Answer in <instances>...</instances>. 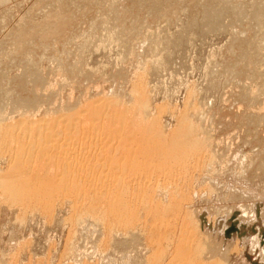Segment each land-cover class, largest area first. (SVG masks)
<instances>
[{
  "label": "bare ground",
  "instance_id": "bare-ground-1",
  "mask_svg": "<svg viewBox=\"0 0 264 264\" xmlns=\"http://www.w3.org/2000/svg\"><path fill=\"white\" fill-rule=\"evenodd\" d=\"M45 1H49L50 5H48V8H50L51 4L56 5V7L51 6L53 10L51 8L52 11L49 14L53 19L56 16L62 17L61 21L63 23L60 21V17H58L59 19L55 18L61 23L60 27L58 25V32L54 30L56 26L54 23L57 22H55L56 20L53 21L51 17L50 19L54 22L53 24L51 23V25H54V29L51 32L54 30L55 34L49 31L48 33L46 30H44L46 33L43 31L44 34L39 32L38 29L40 27V30H43L40 24L42 22L37 24V20V23H35L32 18L34 16H30L31 20H28L29 15L38 16L41 13L43 5L41 4V7L38 3L41 7L38 9L40 12L35 10V13L34 10H30L33 13L29 12L30 14L26 15L27 19L24 16L25 22L21 20L24 23L29 21V23L21 25L23 23L21 22L19 24L23 29L27 27L26 30L30 32L34 30L33 34L28 32L29 35L27 33L25 35V32L23 33L19 26L16 31V27H11V29L14 28V31L10 32L11 34L7 31L11 35V39L5 33L6 38H8H3L4 42L0 40L2 43H6L4 47H0V166H2L0 168V211L2 209L4 212L20 211L17 219L22 223L28 221L27 217L29 215L38 214L46 224L50 225L58 221V219L56 220L57 213L62 208H66L65 206H69L72 213L68 221L70 220L69 223L72 229L80 225L85 231L84 233H86L89 230L88 226H92V229L94 228L93 230H95V233H93L96 235L95 238L94 236L92 238V240L95 239L93 244L99 250L105 252L112 245L117 248L116 250L121 247L127 249L130 244L132 246V244L137 243L140 246L146 241L149 249L152 248L153 253L148 250V254H151L150 257L146 253L149 259H145L148 261L137 258L143 260L142 263L138 264L162 263L168 255L167 251L162 248L164 243H167V249H172L169 253L170 260L168 259L169 262L167 264H231V252H238L241 245L249 246L250 244L251 249H256L264 244L263 239L262 242V240L258 241L260 240L259 237L257 240L256 237H251L253 235L250 236V234H253V230L249 224L252 223L250 222L251 220L256 221L258 218L256 215L261 212H259L260 205L255 207L252 204L250 206L247 205L248 203L246 205L242 203L239 206V203L238 205H230L232 208H229V206L224 208V205H222V208L213 207L206 208V210L192 207L194 200L200 199V196L203 197V193L207 194L208 197L218 195V187L220 186L216 184L217 181L213 178V174H216L217 171L219 172L216 168L219 165L222 164L224 167L225 163L223 161L228 163L231 159H229L230 156L228 157L229 160L227 159L228 155L226 156L222 149L220 151L223 153L217 149L219 144L214 139L213 131L210 129L211 125H208L207 121L209 120L208 117H212V114L208 116L209 108L207 105L201 106L199 104V100H197L198 92L195 86L188 87L186 90L187 95L182 110L172 109L169 106L173 110L171 112L174 113L171 116L175 119L172 120L173 123H165V125L162 119L163 114L167 111V104V106L157 104L155 108L151 107L152 101L150 100L149 91L150 70L153 72L152 66L160 69L166 64V60L164 61L166 56L163 55L158 43L163 37L157 41L156 35L149 31V34L145 36V40L143 39L146 42L142 40L145 47H147L145 49L140 48L139 51L136 48L137 53H132L137 55L139 59L133 55L136 59L132 58V56L131 58L134 61L132 59L129 60L128 65L131 66V61H133L135 68L132 70L130 68L129 71L119 74L118 77L114 75L117 80H114L115 78L112 76L114 79H112L111 84L114 85L113 81L117 82L119 79L121 84H119V81L118 84L120 86L115 88L108 83L107 86L111 85L109 87L112 90L111 92L104 89H102L103 91L101 89L98 90L99 86L97 87L94 84V87L92 83H95V79L98 78H94L96 76L94 74L99 70L97 68V70L93 71L89 69V64H87V61H89L87 60L88 56L85 55L86 50L100 51L105 50L109 45H114L116 42L115 37L122 34L121 30L123 29L121 28L127 25L125 17L129 14L130 9H122L123 12L117 9L120 13L117 12L119 13L117 16L115 12L116 17H118L116 19L120 23L118 22L115 25L112 20L111 22L107 19V13H114L116 10L115 7L117 5L115 4L117 3L115 2L114 6L111 5L113 0L109 1L110 3L107 2L110 5H106L109 8L106 7L108 10L106 9L105 13L102 10L99 12L101 6L100 8H94L96 1L93 2L94 5L90 0H88L89 2L87 0H74L75 2L73 0ZM263 1L221 0V6H217L218 9H216V4L211 6V0H147L151 7L157 11L158 17L160 16V19H165L166 17L167 20L169 18L170 21H168L170 23H176L180 19V14L188 11L196 15L198 12V14L205 17H203L204 19L207 18L208 20V18L213 19L211 17H214V19L216 17L220 18L225 12L229 11L231 13L234 10L239 11L238 17L235 15L236 18H234L232 12L228 16H232L234 19L232 20V17L230 19L227 16L229 19L227 23L229 21L235 22V19L240 22V19L245 21L243 14L250 12L248 8L251 7V13L249 14L255 18L254 20L258 22V25H256L257 22L255 21V25L257 27L260 26V28L256 29L258 33H251L252 35L248 33L250 38L248 36H246L247 39L242 38L243 35H248L247 32L252 30L250 28H253L250 27L249 21L252 17L246 13L250 17L249 20L246 18L250 24L249 28H246L248 31L242 26L243 29L241 31L238 30L236 35L231 36L227 50L233 54L232 59H237L232 63L227 61L226 65L223 63L225 66H221L223 68L220 70L231 78H229V81L240 79L243 76H245L244 80H246L247 74V77L250 78L251 71V76L253 77H258V74H261L259 73L261 71L258 70L257 73H254L256 75H253V72L257 70L255 68L258 67L255 61L257 63L261 61L256 60L258 50L253 55L255 52L253 53L252 48H257V41H260L262 37L264 38V20H260L264 19V14L261 12L264 11V8H261ZM138 2L143 5L145 0L143 2L138 0ZM145 3L143 6H145ZM3 4L6 3L3 1ZM139 4L137 3V6ZM98 5L101 4L98 3ZM33 7L30 8L32 9ZM45 7L43 8L45 9ZM198 7H202V10L198 9ZM48 8L45 10L49 12L50 9L48 10ZM46 11L44 12L46 13ZM10 12L8 13L11 14L12 12ZM26 12L25 14H27ZM44 12L42 15L46 16ZM240 12L243 14L241 13L239 17ZM0 13L2 14V12ZM260 13L263 15L261 16ZM64 14L65 17L63 18L62 15ZM157 15L155 16L157 17ZM1 16L5 18L7 15L4 16L2 14ZM48 18L45 20L47 21ZM219 18L214 21L209 19L210 21L206 22L207 24L204 22V24L209 25L208 23H210L212 25L210 27H214V29L215 27L216 29L228 27L227 23H225L227 24L225 27H223L225 24H221L223 23L221 21H226L227 18L224 19V16L223 20L222 18L219 20ZM5 19H0V29L4 27V22H7ZM40 20L42 19L40 18ZM51 20L50 22H52ZM123 22H125V25L121 24ZM112 23L117 28L116 30L114 29L115 32L112 31L113 29L111 30V27L113 28ZM43 24L45 25L44 22ZM239 24L237 22V25ZM118 25L120 28H118ZM67 26L72 28H69L72 30L70 33L66 30ZM237 27L234 24V28L237 29ZM45 28L49 27L45 26ZM119 29L121 30L119 31ZM207 29L209 30V28ZM21 34L24 35L22 36ZM159 34L162 35V31ZM159 34L157 33V35ZM259 34L261 38L257 36ZM263 38L261 39L262 43L264 41ZM4 39L11 41L7 43ZM150 40L152 41L151 45L148 43ZM261 41L260 44H262ZM130 50L128 49V51ZM234 54L238 56L233 58ZM247 61L249 65L246 63ZM243 62L247 64L249 69L251 67L250 73L244 71L246 69L249 70L248 67L243 70L246 67ZM156 68L154 69L157 70ZM166 68L164 67V70ZM263 78L264 74L261 80ZM256 80L252 82L255 83L254 81ZM74 82L76 84L74 85L83 91V95L81 96L80 94V99L78 98V100L75 95V98L72 95L75 87L71 89L73 86L71 83ZM257 82L259 81L257 80ZM262 82L260 81L259 84L262 85ZM246 83L247 80L242 87L239 86L243 90L239 91L241 92L239 94L242 95L239 98H242L243 100H241L244 102L246 100L245 103L249 101L251 104L260 100L261 98L259 99L255 94L254 97L250 98L249 93L246 91L250 92L249 89H252L253 86L246 90V85L249 87V84ZM256 84L258 85V83ZM60 87L67 91L69 89V93H72V96L69 93L68 95L76 101L73 99V101L71 99L69 101L68 99L66 100L67 103L61 102L63 100L59 102L56 95H59V93L63 94L59 90ZM66 87L69 88L67 89ZM255 87L257 89L258 86ZM92 91L93 93H91ZM57 92L59 93L56 94ZM253 93L255 92H252L251 96H253ZM257 94H259V91ZM57 101L58 104L56 103ZM51 103L55 106L49 108ZM260 114L255 113L254 115L253 113V115H248V118L253 121L262 119L263 116ZM234 157L236 156L234 155ZM242 159L247 160L249 158ZM243 160L241 162H244ZM252 161L248 162V164L252 163ZM246 164L244 163L242 167L244 169L239 166V169L242 170V175L244 172L247 173L248 166L249 168L251 166ZM196 185L200 187L199 190L197 189L198 191L196 190ZM235 193L236 198L233 195L230 201L240 199L243 195V193L240 195V192L237 191ZM246 195L249 196L248 194ZM244 197L242 198L244 199ZM234 206L236 208L240 207L237 212H239L242 219H239L240 216L236 217L238 213H234L236 211ZM259 215L262 216L261 213ZM57 224L60 225V221ZM22 225L26 226L25 223ZM251 225L254 224L252 223ZM255 229L257 232L258 229L256 227ZM69 230L71 229L69 228ZM91 231L88 233H91ZM230 231H232L231 234L229 233ZM73 233L76 234V231ZM84 233H81L82 236H84ZM258 233L260 234V232ZM263 235L264 233L261 236ZM117 236H119L118 239L124 238L125 242L124 240H116ZM69 237H71V233ZM84 237L81 244L84 242ZM86 238L88 239V237ZM227 238L235 240L233 247L229 245V247H232V249L230 248L231 250L228 248V244L226 249L224 248ZM67 239L69 240L60 256L59 264H66L65 260H68L67 262L69 263L67 264H70V262L71 264H87L86 260L84 262L80 261L79 255V261L76 260V255L80 254L81 244L79 245L80 248H73L71 247L72 240L70 238ZM142 240L144 242L140 243ZM10 241L15 243V247L10 249V251L8 250V253H6L7 251L0 252V264H20L22 255L29 250L27 241L21 240L15 234L11 236ZM78 244L76 245L78 246ZM114 247L111 248L112 251ZM153 249L156 250L154 251ZM89 250H91L90 246ZM99 252L102 253L101 251ZM140 252L141 250H139ZM254 253L253 255H255ZM52 254L49 253L48 257L52 258ZM262 254L264 257V251ZM87 255L90 254L88 253ZM263 257L262 259H264ZM31 258L33 259V257ZM132 262L135 264L134 261Z\"/></svg>",
  "mask_w": 264,
  "mask_h": 264
},
{
  "label": "rangeland",
  "instance_id": "rangeland-1",
  "mask_svg": "<svg viewBox=\"0 0 264 264\" xmlns=\"http://www.w3.org/2000/svg\"><path fill=\"white\" fill-rule=\"evenodd\" d=\"M3 1L6 4H3ZM41 1L42 0H40V1L39 0H6V1L0 0V12H2V14L4 16L7 15L6 17H8V18L5 17L7 19L6 20L5 18H3L1 16L2 14L0 13V19L1 20L5 19V21L8 22V23L6 22L7 24L4 22V24H3L4 27H1V29H0V40L2 42H4L3 38H6L5 33L11 39V35H9V34H11L10 32L14 31V28L11 29V27H16V29H15V31H16L18 26H19V28L23 30V33L25 32L24 33L25 35H26V33H27V35H29L28 32L30 34L31 33L33 34L34 30L30 32L29 30H26L27 27H24V29L26 31L23 29V27L21 28V25L29 23V21L31 20L30 16H34L32 18L35 20L34 21L35 23L38 22L37 24H39L40 22H42L40 24H41L43 30H40L41 29V27H40L38 29L39 32L43 33L44 30H46V32L49 31L50 33H52L54 30L56 32H58L59 31L58 28L61 25L60 21L62 20L61 19L62 17L58 16V17H60V21H58V20H56L58 18L56 15H55L56 19L55 18L53 19L49 15L50 12L53 10V8L51 6L56 7V5L51 4V6H49L50 8H48V5H50L49 1L46 2L44 0V1H42V3H40ZM94 1H96L95 5L93 3ZM109 1L111 2L112 0H108V1L107 0H90V2L93 3L94 8H100V6H101V9H99V12H100V10H102V11H104V13L107 9L106 7H108L110 5ZM124 1L123 0H115V1L113 0L111 2V5H113V6H114L115 2L117 3V4H115V5H117L115 7L116 10L118 9L119 11L123 12V10L126 8H127V10L130 9L129 14L127 15V17H125L126 18L125 22L127 23V25L125 27L123 26V28H121L123 30L119 29V31L121 30L123 33L121 32L122 34H119V35H117V37H115L117 43L115 42L116 44L114 43V45L113 44L109 45L105 50L104 49L100 50V51H95L92 49L91 50L89 49L90 51L86 50L85 55L88 56L87 60H89V61H87V64H89V66H88L89 69H92V71H93L97 68L99 70L97 72L94 71L96 73V74H94V76L95 75L96 76L95 77L93 76V77L94 78L98 77V78L95 79L97 82L95 81V83H92L93 86L94 87H95V85L97 87L99 86L98 87L99 89L97 88L98 90H100V89L101 90L104 89L105 91L110 90L109 87L112 85L111 84L112 79H114L116 77V75L118 77L119 74H121V73L123 74V72L126 73L127 70L128 71L130 70V68H131V70L135 68L133 61H134V59H136L135 57H137V55L132 54V53H137V51H139L140 48L145 49L147 47V46L145 47V45L143 43L146 42V41H144L145 36L147 34H149V31H150V33L153 32V34L156 35L155 38L156 37L158 38L157 41H159L160 38L163 37L158 43L160 45L161 50L163 51L162 52L163 55H165L168 59L163 56L164 61L166 60L165 66H163V68L160 67V69L159 68L157 69L156 66H154V67L152 66V70L154 73L150 70L151 76L149 75V91H150V96H151L150 100L152 101L151 107L155 108V106L157 104H164V105L167 104L168 107L171 106L172 109L177 108L180 111L184 108V102H185V98L187 95L186 90L188 89V87L191 88L192 86L193 87L195 86V88L198 92L197 100H199V104L201 106L207 105V107L209 108V110L207 109L208 110L207 113L209 114L208 116H210L212 114V117L211 116L208 117L209 120H207V121L209 123L208 125H211L210 129H212V131H213L212 134L214 136V139L219 144V148L217 147V149L219 152H222V151L225 152L224 154H226V156L228 155L227 159L229 156H230L229 159H231L230 162H228L230 164L223 161L225 163L224 164L225 168L221 164L222 169L220 170L221 165H219L218 167H216L217 170H219V172L217 171L216 174H213L214 175L213 178L217 181L216 184L218 186H220V187H218L219 188L218 189L219 190L218 195H214L213 197H208L207 194L203 193L204 194L203 197L200 196V199L194 200V203H192V207L194 209H201L202 208L201 210H203V209L206 210V208L207 209L213 208V207H215V208L219 207L220 208L222 205H224V208L225 207L228 208V206H229V208H232L233 205H236V204L238 205L239 203H240L239 206H241L242 203L244 205H246V203H248L247 205H250V206L252 204V206H255V207H258L257 205H260L259 207L261 210L259 209V212L261 211L260 213L262 214L263 217L261 215H259L260 213L259 214L257 213L256 216H258V218L256 219V221H252V220L250 221L254 224V225H251L252 223L249 224V226L253 230V234H250V236L253 235L251 237L252 238L256 237L257 240L260 238V240H258V241H261L262 239L264 240V238H261V237H264V235L261 236L264 233V122H263L264 121V108H263L264 107V100H263L264 99V82H262L264 80V78H263V80H261V78L263 77V74H264V73L262 74V72H264V41H263V43L261 41V39L263 37L261 38L260 34L257 35V36H260L261 39L259 37L258 38L260 39L262 44H260V41H257V39H256V41L258 42V43L256 42L257 48L256 47L252 48L253 53L255 52L254 54L252 53L253 55H255L258 52V54H256V56H257L256 60L261 61V62L258 61V63H257L254 60L256 66L258 65V67L255 66L256 67L255 70L256 69L257 70L255 72H253V75L255 76L256 74H254V73H257L258 70L261 71V72H259L261 74H258V77L255 76L256 78L251 76V74H252V71L250 70L251 67L249 69V67L246 64V63H248V65H249V62L248 61L246 63L243 62L246 64L245 65L246 67H244L243 70L248 67L249 70L246 69L244 71H247V73H250L249 71H251V73L249 75L250 78L247 77L248 74L246 75V80H247L246 84H249V87L245 84L247 87L246 90H248V88H252V86H253L254 89L253 88L249 89V91L251 93L252 92H255V93H253V96H251L252 94L250 92H248V91H246V92L249 93L250 98L254 97V94H255V96L257 95L259 99L261 98L260 100H258L259 102L256 100L257 101V102H255L256 104L254 102L251 104L248 101L247 102L248 104H247V103H245L246 102L245 99H244L245 100V102H244V101H242L243 100L242 98H241L242 100L239 98V97H242V95L239 94V93H241L239 91H243L242 89L239 88V86L242 87V85L245 83V81H246V80H244L245 76H243L244 78L241 77L242 79L241 78L240 79H232V81H229L230 77H227L225 72L222 73L220 71L221 68H223L227 64L226 63L227 61H229L231 63L235 62L234 60L237 59L235 57L238 56V55L234 54L233 58H235V59H232L231 57L233 56V54L231 52H229V50H227L228 49L227 46L229 44V40L231 39V36L233 37L234 35H236L238 30L241 31L243 29L242 26H244L245 29L249 28L250 24L251 25L254 24V25H252V26L250 25V27H253V28H250L252 30L251 31L249 30V32H247V34L250 33V35H252L253 33H258V32H256V31H258L256 29H259L260 26L259 27L256 26V25H258V22L256 20H254L255 18L252 17L251 14H249V13H251V7L248 8V10L250 12H245V14L240 12L239 17L241 16V13L245 16V21H243L244 19L241 20L240 18H238V19H240V22H242V23H240L239 21H236V19H235L236 23L234 21H229L230 23L232 22V24H230L229 22L227 23V21L229 20L227 18V16L228 15L230 16V14L233 12L234 15L232 13V16H234V18H236L237 14H239L238 13L239 11L237 12V10H234L231 13L229 11H227V12H225L226 14L224 13V15H222L220 13V15H222L220 17V18H222V20H223V16H224V19L227 18L226 21L225 20L221 21V22H223L221 24L224 25L225 23H227L228 27H225V26H227V24H225L223 26L225 28L222 29V27H220L219 29H216V27H215V29H216L215 30L214 27L213 28L210 27V26H212V25H210V23H208L209 25H206L207 24L206 22H208L210 20L214 21V20H216V18L218 19L219 17H216L215 19H214V17H211L213 19L208 18V20H207V18L204 19L205 17L203 15L198 14V12L196 15L195 13L192 14L191 12L189 13V11H188V12H184V13L180 14V19L177 20L176 23H174V22L170 23L169 18H168V20H169L168 21L166 17H165V19L161 18V19L165 20L164 22H161L163 20L160 19V16L158 17V15L156 14L157 11L153 7H151V4L148 3L147 0H145V2H147V3L143 2L144 0H142L143 5L145 3V6L141 5V3L138 2V0H124ZM139 1H141V0H139ZM220 1L221 0H215V1L211 0L210 4H211V6L212 5L214 6L216 4L215 7H216V9H218V7L221 6ZM44 2H45V5H44ZM105 2L106 3L109 2V3L106 4ZM38 3L40 5L42 4L43 7L46 6L45 7L46 10H47V8H48V10L50 9L49 12L46 11L42 7V5H41V7H42L41 8ZM46 3H47V5H46ZM98 3L101 5H98ZM137 3L138 4L140 3V4L137 6ZM210 4H209V6H210ZM33 5H34V7L36 5L37 9H36V7L34 8ZM106 5H108V6H106ZM263 5H264V1H263V4L261 5L262 9L264 8V7H262ZM30 7H33L34 9L33 8L31 9ZM228 7H230V6H228ZM40 8H41V13L38 16L37 15H29L30 13H33L32 12L33 10L35 13H36L35 10L40 12V10H38ZM51 8H52V10H51ZM131 8H132V10H131ZM10 9L12 10L11 12L13 14L10 12ZM42 9H44V11H46V13H48V14H46L44 11H42ZM198 9L202 10V7H198ZM7 10L12 15L9 14L8 12H6ZM16 10H17V12H16ZM30 10H32V11H30ZM67 10L70 11L68 8H67ZM116 10L114 11V13H107V15H108L107 19H109V21L112 20L115 25H116V23L119 22V20L116 19V18H118V17H116V13L119 11L118 10L116 11ZM25 11H27L26 12L27 14H25ZM96 11H98V9H96ZM102 11H101V13H102ZM5 12H6V15H5ZM38 12H37V14H38ZM43 12L45 13V15L47 17L42 15ZM111 12H113V11H111ZM261 12L264 14V11H261ZM119 13H117V16ZM246 13L248 15H250V17H252V19L249 20L250 17L248 15H246ZM154 14L157 15V17ZM263 14H261V16ZM21 15L23 16V18H21L22 17ZM26 15L27 16L29 15L28 16L29 18L26 17ZM24 16L26 17V19L28 18V20H29L26 23H24L25 22ZM35 16H36V19H35ZM62 16L64 18L65 14ZM45 17L46 18L49 17L47 19L48 23L45 20L46 19ZM50 17H51V19H53V21L56 20L55 22H57V23H54L50 19ZM231 17H229V18L231 19ZM40 18L42 20L39 21ZM220 18H219V20H220ZM234 18L232 17V20ZM246 18H248V20L250 21V24H249L248 20H246ZM263 18H264V15H263ZM18 19H19V21H18ZM8 20H10V21H8ZM21 20H23L24 22ZM50 20L52 22H50ZM253 20H254V22H253ZM260 20L263 21L264 19H260ZM255 21L257 22L256 25H255ZM21 22H23V23L21 24ZM43 22L45 23V25L43 24ZM125 22H123L121 24L123 25ZM204 22L206 24H204ZM237 22H238V24L239 23L240 24L237 25ZM46 23H47V25H46ZM51 23L52 24L54 23V25H56L55 29L53 27L54 25H51ZM16 24H17V26H16ZM19 24H21V25H19ZM234 24H235V27L238 26L237 29L234 28ZM58 25H59V27H58ZM231 25H233V26H231ZM45 26L49 27V28L44 29ZM112 26H113V28L111 27V30L113 29L112 31L115 32V30L117 28L113 25V23H112ZM231 27L234 28L235 30L232 29ZM2 28H3V30H2ZM4 28H5V30H4ZM69 28H71V27L69 26ZM69 28L67 26L66 30H68V33H70L72 31L71 30L72 28L71 29H69ZM118 28H120L119 25H118ZM207 28H209V30ZM210 28H212V29H210ZM52 29H54V30L51 32ZM124 29L125 30L127 29L126 32ZM7 31L9 34L7 33ZM161 31H162V35L159 34V33H161ZM42 33H40V34H42ZM66 33H67V31H66ZM157 33L159 35H157ZM24 34H21V35L23 36ZM115 34H117V33H115ZM133 34H135L137 36H135ZM250 35L249 34L243 35L242 38L247 39L246 36L249 37ZM8 40L7 41L5 40V42L8 43L11 41V40L10 41H8ZM142 40L144 42H142ZM154 40L156 41V39H154ZM1 41H0V43H1L0 47L1 46L4 47V45H6V43H2ZM141 42H142V44H141ZM148 43L151 45L152 41L150 40ZM146 45H148V44H146ZM130 48H131V50H130ZM128 49L130 51H128ZM230 54H232V55H230ZM133 55H135V57ZM258 56H260L259 58H261V59H259ZM131 57L134 59H132ZM227 57L230 58L231 60L230 59L228 60ZM130 59L133 60V61H131L133 65L130 63L131 66L128 65ZM137 59H139V58L137 57ZM262 61H263V63H262ZM220 64H222V65H220ZM90 65L92 66V68H90L91 67ZM107 66H109V67H107ZM221 66H223V67H221ZM164 67H167V68L164 70ZM154 68H156L157 70H155ZM114 75H115V77H114ZM260 75H262V76L260 77V79H258ZM112 76L114 78H112ZM256 79L259 82H257ZM98 80H99V82H98ZM107 80H108V82H107ZM114 80H117V78H115ZM253 80H256V81H254L255 83L252 82ZM118 81H119V84H121L119 79H118ZM118 81L117 82L113 81L114 85H112V86H114L115 88L117 86H120L118 84ZM260 81L263 83L262 85L259 84ZM103 82H106V83H103ZM108 83H110L111 85L109 84V86H107ZM256 83H258V85ZM71 84H73L71 89H73L75 87L72 91L73 94L69 93V89H68L69 87H66L68 89V91L65 89H62V87H60L59 90H61V93H63L64 95L63 94L61 95L59 93L60 92L59 90H58L59 92L56 93V94L59 93V95H56V96H58L59 102H60V100H63L61 102L67 103L66 100H68V99H69V101H70V99H71V101H73V100L76 101L74 99L75 96L78 100V98L80 97V94H81V96L83 95V91H81V89L79 87L75 86L76 85L75 82L71 83ZM116 84H118V85H116ZM255 86H258L257 89H255L256 88ZM101 87H103V88H101ZM76 88L79 90H77ZM258 89H260V90H258ZM111 91L112 90H110V92ZM258 91H259V94L261 95L260 97H259V94H257ZM246 92L244 90V94ZM68 93L70 94V96L73 95L74 98H72V97L70 98ZM91 93H93V91ZM242 94H243V92H242ZM60 97H62V98H60ZM58 101L56 102L57 104H58ZM54 102H55V100H54ZM52 103H53V101H52ZM52 103H51V106L49 108L55 106V105H53L55 103H53V104ZM260 106H262V107H260ZM168 107L166 109L167 111L165 110L166 112L163 114V118H162L164 121V124L165 123H167V124L173 123L172 120H175L174 118L171 117L174 115V113L171 112L173 110L170 109V107L169 108ZM246 109H247V111H246ZM261 111H262V113H261ZM253 113H254V115H255V113L258 115L261 113L260 115L263 116L262 119L254 120V121L249 119L248 115H253ZM220 149H222V151H220ZM252 152H253V154H252ZM234 155L236 157H234ZM246 155H248L249 157ZM231 156H232V158H231ZM239 156H240V158H239ZM246 157L249 158L247 160H250V161L253 160L252 163L248 164V162H250V161L242 159V158L246 159ZM242 160L244 162H241ZM246 162H247V164H246ZM244 163L246 165H251V166H250V168L248 166V168H247L248 172L247 173L244 172L242 175V173H241L242 170L239 169V166H240V168H242L244 166ZM226 164H228V165L226 166ZM0 168H2V166H0ZM242 169H244V168H242ZM238 172H239V174H238ZM217 185H216V187H217ZM199 188H200L199 185H196V190L197 189L199 190ZM220 188H222V189H220ZM236 191L240 192V195H242L241 193H243L242 197L245 196L246 198L244 197V199H243L239 195L243 199L242 200L240 198L242 201L239 198L237 200L233 199L232 201H230L232 199V196L233 195L235 196ZM229 194H230V196H229ZM246 194H248L251 198L249 196H247ZM224 197H225V200L223 201ZM235 198H236V196H235ZM246 199H248V200L253 199L254 202H253V200H249V202H248V200H246ZM233 201H234V203H233ZM250 201H252V202H250ZM256 203H258V204H256ZM225 205H227V206H225ZM230 205H232V206L230 207ZM65 207L66 208H62V210H60L56 215V220L58 219L57 222L60 221V225L57 224L56 221L53 224L48 225L38 214L29 215L27 217L28 221L22 223L19 219H17L20 211H13L12 210L10 212L9 211L4 212V210L2 209L0 211V249H1L0 252H2V251L6 252L7 251L6 253H8L10 251V249L15 247V245H14L15 243H13V241L12 242L10 241L11 236H14V234H15L21 240H24V241L26 240L28 245H29V250L26 251L24 255H22L20 264H59V260L61 258L60 256L62 255V252L64 251L63 249L65 248L67 241L69 240L67 238H70L72 240L71 247H73V248H75V247L76 248H80V247L82 248L83 247L82 250L80 248V254L78 253L76 255V260H78V255H79L80 261L82 260L84 262L86 260L87 264H127V263L133 264L132 261H134L135 264H138V263H142L143 260L149 259V258H147L148 255L150 257V255H151L150 253H153L152 248L149 249L148 244L146 243V241L144 242L143 240H142V242H140V243L144 242L143 244L140 245L142 248L139 245H137V243H135V244H132V246H130L131 245L130 244L127 248L128 250L126 248L124 249V247L123 248L121 247L120 249L118 248V250H116L117 248L114 247L113 245L110 248H108L109 251L106 250L107 252L106 251L104 252L103 250H99L96 247V245L93 244V242H94L93 240H95V239L92 240L93 236H94V238L96 236L94 234L95 233L94 232L95 230H93L94 228L92 229V226H90V225L88 226L89 230H90V228L92 230V231L90 230L91 233H88V232H90L89 230H87V232L84 233L85 231L82 229V226L80 227V225L78 227L76 226L72 229L71 224L69 223L70 220L68 221V219L71 217L70 214L72 213V211H71L69 206H65ZM238 208H240V207L236 208L234 206V210L236 209V211H234V213H238V214H236L237 215L236 217L240 216L239 219H242L241 215H239V212H237V211H239ZM38 218H40V219H38ZM63 218H64V220H63ZM259 218H260L261 222H260ZM19 222H20V224H19ZM27 222H28V224H27ZM24 223H25V225L26 224L27 225L21 226V224H24ZM261 223H262L263 227L261 226ZM255 225H257V226H255ZM255 227L258 229L257 232H256ZM69 228L71 230H69ZM80 230L84 233L83 235L85 237L82 236V234H81L82 232ZM74 231H76V234L73 233ZM78 231L80 234L78 233ZM13 232H14V234H12ZM15 232H17V233H15ZM69 232L71 233V237H69L70 236ZM258 232H260V234ZM229 233L231 234L232 231H230ZM85 234H87V235H85ZM89 234H90V236H89ZM256 234H259V235H256ZM67 235H69V236H67ZM73 235H75V236H73ZM245 236H247V235H245ZM83 237H84V240H83L84 242L82 243L83 244V246H82L81 242H82ZM86 237H88V239ZM118 237L119 236H117L116 240H120V241L124 240V238L121 237L118 239ZM248 237H249V235H248ZM263 240H262V242H263ZM9 242L13 243L12 244L13 247H12L11 243H9ZM124 242H125V240H124ZM73 243L75 244V246ZM76 244H78V246ZM80 244H81V246L79 247ZM138 244H139V242H138ZM227 244H228V248L232 249V247L234 246L233 244H235V240H232V238H229V239L227 238V243L224 244L225 249H226ZM84 245H85V247H84ZM135 245H136L135 248L138 251L134 250ZM142 245H144V246H142ZM229 245L232 247H229ZM262 245H264V244H262ZM262 245L258 246L256 249H251L250 244H249V246L241 245L240 250L238 252H236V251L231 252V255H230L231 264H250L251 262H252V264H257V263L258 264H264V261H263L264 259H262V257H263L262 252L264 251V248L262 249V247H264V246H262ZM89 246H90V249L92 251L89 250ZM93 246H95V247H93ZM92 247L95 249L93 250ZM112 247H114L113 251L111 249ZM166 247H168L167 243H164L162 248L167 251L168 255L165 257L163 262L160 264H167L170 260L169 253L172 251V249H169V248L167 249ZM142 249L144 252L142 251ZM115 250L120 251V252H116ZM139 250H141V252H142V253L140 252L141 255L145 254L144 255L145 257L140 255ZM145 250H146V252H145ZM148 250H150L152 252H150L148 254ZM251 250H253V251H251ZM82 251H83V253H81ZM99 251H101L102 253H100ZM87 252L90 255H87L88 254ZM253 252H255L254 253L255 255H253ZM49 253H53L52 258L50 256L48 257ZM146 253L148 255H146ZM54 255H56V256H54ZM31 257H33V259ZM81 257H82V259H81ZM137 258H141L143 260L137 259ZM145 258H147V259H145ZM250 258H251V261H250ZM111 260H112V262H110ZM65 261H66V264L69 263V262H67L68 260H65ZM88 261H89V263H88ZM63 264H65V263H63ZM70 264H71V262H70Z\"/></svg>",
  "mask_w": 264,
  "mask_h": 264
}]
</instances>
